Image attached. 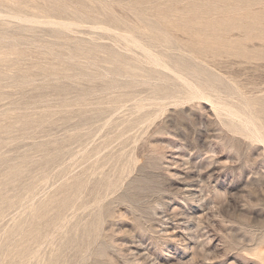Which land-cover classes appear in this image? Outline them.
<instances>
[{
  "label": "rangeland",
  "instance_id": "obj_1",
  "mask_svg": "<svg viewBox=\"0 0 264 264\" xmlns=\"http://www.w3.org/2000/svg\"><path fill=\"white\" fill-rule=\"evenodd\" d=\"M254 128L264 0H0V264H264Z\"/></svg>",
  "mask_w": 264,
  "mask_h": 264
},
{
  "label": "bare ground",
  "instance_id": "obj_2",
  "mask_svg": "<svg viewBox=\"0 0 264 264\" xmlns=\"http://www.w3.org/2000/svg\"><path fill=\"white\" fill-rule=\"evenodd\" d=\"M245 123H246V122H245ZM247 124H249V123H247ZM249 125H251V124H249ZM254 129H255V128H254ZM252 133H253L254 137H257V138H259L260 140H264V139H262V138H264V137L261 136V134L259 133V131H257V129H255V131H253ZM257 138H256V139H257Z\"/></svg>",
  "mask_w": 264,
  "mask_h": 264
}]
</instances>
